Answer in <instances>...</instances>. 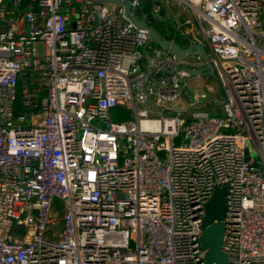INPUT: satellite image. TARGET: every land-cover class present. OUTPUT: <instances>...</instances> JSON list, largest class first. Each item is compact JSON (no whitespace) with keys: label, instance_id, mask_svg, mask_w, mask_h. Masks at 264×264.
<instances>
[{"label":"built area","instance_id":"built-area-1","mask_svg":"<svg viewBox=\"0 0 264 264\" xmlns=\"http://www.w3.org/2000/svg\"><path fill=\"white\" fill-rule=\"evenodd\" d=\"M4 1L0 264H205L215 186H226L227 264H264V0H177L216 89L188 84L207 76L188 72L205 67L196 51L185 66L152 48L120 4ZM127 1L137 14L143 0ZM19 90L26 117L14 114ZM114 108L126 119L112 121Z\"/></svg>","mask_w":264,"mask_h":264},{"label":"water","instance_id":"water-1","mask_svg":"<svg viewBox=\"0 0 264 264\" xmlns=\"http://www.w3.org/2000/svg\"><path fill=\"white\" fill-rule=\"evenodd\" d=\"M99 3L113 5L120 4L123 8V15L133 26L138 30H145L149 38V43H155L163 50H169L173 53L175 59H181L188 55H191L196 51L202 58L205 67L197 69L195 71L189 70L190 76H203L207 75L211 77L215 82L217 79L214 75L213 68L208 62V54L201 45H186L182 46L171 39L168 36L162 35L155 27L152 26L151 18L158 22L157 16L152 11L149 14L142 12V9L137 14H131V6L127 0H96ZM169 16V15H167ZM171 22V20H170ZM190 96L192 94L190 93ZM166 116L165 113H163ZM174 116V113H171ZM224 219V207L219 211L204 216L201 227L206 232L201 242L203 249L205 250V264H227L226 256L221 251V243L223 238V221ZM202 236V235H201Z\"/></svg>","mask_w":264,"mask_h":264},{"label":"rangeland","instance_id":"rangeland-1","mask_svg":"<svg viewBox=\"0 0 264 264\" xmlns=\"http://www.w3.org/2000/svg\"><path fill=\"white\" fill-rule=\"evenodd\" d=\"M147 2L149 4V8L152 11L154 9L155 6L159 7V10L157 13H155V15L157 16L158 19V23L159 24H169L170 26H174L173 23L170 22L171 18H175L176 19V23L181 24L182 30L186 31L187 34L192 35L195 37V33H196V26L194 24H185V18L187 16H190L191 13L189 11L186 12V14H182L181 15V6L179 5L177 0H143L144 2ZM4 4H7V2H4ZM108 8H112V5H107ZM143 7V5H141V8ZM138 13V12H137ZM169 15V16H167ZM164 31V29H163ZM150 46L152 48H159L158 45H156L155 43H151ZM194 62H197V60L195 59V57H184L183 59H181L180 63L181 64H185L186 65H190ZM198 82L200 84L203 85H209L212 86L214 89L217 88V83L209 76H203L200 79H195L194 77H191L188 80V84L190 86L193 85V83ZM209 96H211V94H208ZM220 100V98H219ZM21 98H20V90H19V96L17 97V101L14 104V114L15 115H24L25 117L28 115V110L24 109L21 107ZM191 101L190 97H187L186 95H184L183 93L180 96V100L177 103V108L181 109L184 108L188 102ZM206 112H208V114H217V115H221L222 114V107H214L212 106H207L206 109H204ZM125 114V113H124ZM119 118V117H118ZM112 121L114 122H119L122 121V119H117L114 118L112 119ZM33 120L32 119H27L25 121V126L26 127H31L33 125ZM178 140L175 141V143H177ZM123 146V144H121ZM249 155L252 159H254L257 163L259 162V155L256 152L255 148L253 147L252 144H250L249 146ZM225 201H226V186H215L213 191L211 192L209 198L205 201L204 205H203V210H204V214L205 216L211 215L217 211H219L221 208L224 207L225 205ZM66 209V204L57 198H54L51 202V211L53 212L52 215H56L57 217H61ZM205 231L203 230L202 236L200 237V241H203V236L205 235Z\"/></svg>","mask_w":264,"mask_h":264},{"label":"trees","instance_id":"trees-1","mask_svg":"<svg viewBox=\"0 0 264 264\" xmlns=\"http://www.w3.org/2000/svg\"><path fill=\"white\" fill-rule=\"evenodd\" d=\"M36 0H22V3L20 5V8H19V11H23L24 9L27 8V6L29 4H34ZM4 2H9V0H5ZM143 7L141 8L142 9V12L146 13V14H149L151 12L150 8H149V4L145 1L144 3H142ZM151 20H153L151 18ZM157 22V21H156ZM153 25V27H155L162 35H165V31H160L156 26H155V21L153 20L151 22ZM157 25V24H156ZM159 25V24H158ZM162 26V27H161ZM160 27L164 30H168L170 31V33H173V37H170L174 42L182 45V46H186L188 45V40L186 38H184L181 34H180V31L179 30H174L173 26H170L169 24H165L163 26V24H160ZM110 117H111V120L114 119V118H117V119H126V114H124V111L120 108H114L110 111ZM119 117V118H118Z\"/></svg>","mask_w":264,"mask_h":264},{"label":"crops","instance_id":"crops-1","mask_svg":"<svg viewBox=\"0 0 264 264\" xmlns=\"http://www.w3.org/2000/svg\"><path fill=\"white\" fill-rule=\"evenodd\" d=\"M171 23H173V28H174V30L176 31V30H179L180 31V34L184 37V38H186V39H188L189 37H191L192 35H189V34H187V32L186 31H183L182 30V27H181V24H179V23H176V19L175 18H171ZM165 31V35L166 36H170V37H173V33H170V31H168V30H164ZM169 37V39H171ZM172 40V39H171ZM173 41V40H172Z\"/></svg>","mask_w":264,"mask_h":264},{"label":"flooded vegetation","instance_id":"flooded-vegetation-1","mask_svg":"<svg viewBox=\"0 0 264 264\" xmlns=\"http://www.w3.org/2000/svg\"><path fill=\"white\" fill-rule=\"evenodd\" d=\"M152 21H153V20H152ZM155 23L157 24V25L155 24V26H156L160 31H163V29L161 28L162 26L160 27V24H159L158 22H156V21H155ZM151 24H152V23H151ZM158 24H159V25H158ZM152 25H153V24H152ZM163 26H164V24H163Z\"/></svg>","mask_w":264,"mask_h":264},{"label":"bare ground","instance_id":"bare-ground-1","mask_svg":"<svg viewBox=\"0 0 264 264\" xmlns=\"http://www.w3.org/2000/svg\"><path fill=\"white\" fill-rule=\"evenodd\" d=\"M146 123H143V125H145Z\"/></svg>","mask_w":264,"mask_h":264}]
</instances>
